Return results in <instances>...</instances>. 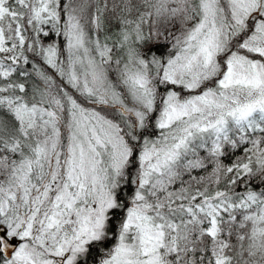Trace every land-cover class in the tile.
Returning <instances> with one entry per match:
<instances>
[{
    "label": "snow or ice",
    "instance_id": "1",
    "mask_svg": "<svg viewBox=\"0 0 264 264\" xmlns=\"http://www.w3.org/2000/svg\"><path fill=\"white\" fill-rule=\"evenodd\" d=\"M0 264H264V0H0Z\"/></svg>",
    "mask_w": 264,
    "mask_h": 264
}]
</instances>
